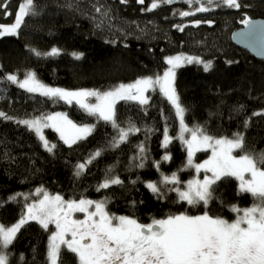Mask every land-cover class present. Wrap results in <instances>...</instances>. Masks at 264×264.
<instances>
[{"label": "trees", "instance_id": "obj_1", "mask_svg": "<svg viewBox=\"0 0 264 264\" xmlns=\"http://www.w3.org/2000/svg\"><path fill=\"white\" fill-rule=\"evenodd\" d=\"M0 2L8 3L7 11L12 13L5 15L0 8V24L6 25L15 19L22 0ZM200 2L212 10L196 12L197 0L160 3L151 11L147 9L152 0H144V4L138 0H35L38 14L26 17L19 35L0 38V112L9 117H0L1 225L11 227L26 214L25 196L36 189L66 200L105 201L109 213L139 221L181 213L202 215L205 211L233 220V205L252 206L253 198L239 192L234 177L214 186V198L206 206L180 201L174 191L157 199L147 187L149 182L159 183L164 175L173 173L181 180L177 187H184L195 175L194 168L186 167L187 148L178 139L181 125L175 107L159 86L149 90L146 105L118 101L113 124L76 103L28 92L7 80L11 74L20 80L34 72L48 86L104 92L140 78L162 76L170 67L167 57L199 58L211 62L212 67L205 70L204 63L193 61L176 69L174 85L185 109V124L189 128L199 126L214 138H233L239 133L244 138V151L258 156L264 153V59L236 46L231 34L244 26V18H264V0H241L246 7L240 9ZM186 11L194 14L179 15ZM52 48L60 49V54L44 55ZM72 53L83 55L77 59ZM54 112H64L75 122L94 128L73 144L47 128V141L55 145L49 151L36 132L20 121ZM130 126L139 131L119 141L120 130ZM165 132L173 138L167 148L163 147ZM98 151L100 155L95 156ZM237 153L243 154L240 150ZM165 155L171 159L164 161ZM206 155L198 151L196 160L203 161ZM141 162L144 167L138 166ZM80 164L86 167L77 175ZM112 178L123 183L100 187ZM161 188L164 191L163 185ZM53 231V227L45 229L35 220L22 225L6 248L9 264H50ZM61 260L63 264H79L76 254L65 247Z\"/></svg>", "mask_w": 264, "mask_h": 264}, {"label": "snow or ice", "instance_id": "obj_2", "mask_svg": "<svg viewBox=\"0 0 264 264\" xmlns=\"http://www.w3.org/2000/svg\"><path fill=\"white\" fill-rule=\"evenodd\" d=\"M127 2V0H123ZM144 4V0H138ZM173 0H152L147 11L160 6V3L171 4ZM192 3L193 0H188ZM199 6L196 12H209L211 7L197 0ZM208 5L240 9L246 7L241 0H206ZM0 8L5 15H12L7 11L8 3L0 2ZM97 12L101 9L96 8ZM35 0H22L15 13L14 22L10 25L0 24V38L18 36L26 17L37 15ZM107 12L104 13L107 16ZM193 12H180L181 16L193 15ZM249 26L250 33L256 26L250 18L241 21ZM199 23V21H197ZM208 23H211L209 21ZM179 27V26H178ZM183 31V28L180 27ZM243 35V34H242ZM60 49L52 48L47 56H57ZM36 55H41L37 52ZM79 59L82 53H72ZM170 66L162 76H149L137 79L134 83L120 84L112 90L99 92L97 90L80 89L66 90L48 87L41 83L34 72H29L23 80L17 75L7 76L12 83L28 92H39L54 100H63L68 104L77 103L91 115L115 124V106L121 100H134L140 104H148L146 93L149 90H159L174 105L179 117L181 130L180 139L187 148L186 167L194 168L199 174L205 173L203 179L189 180L181 189L177 185L181 180L176 173L164 175L162 180L149 182L147 187L157 199L162 198L167 191L178 193L180 201L189 205L204 204L214 198V186L223 179L234 177L239 181V192L249 194L254 203L251 207L239 208L232 206L236 218L233 221L221 217L210 216L206 211L202 215H187L185 213L168 215L162 219H153L151 223L142 224L129 216H116L106 211L105 201L87 199L64 200L60 195H49L43 189H37V194H43L38 202L27 205L26 214L20 221L11 226L0 225V246L7 248L13 243L21 226L29 220L38 221L45 229L55 225L49 244L48 257L50 264H63L61 260L62 247L76 254L79 264H264V153L254 156L244 151V138L237 133L233 138H214L205 134L199 126L189 128L184 123L185 109L180 103V97L175 89L176 69L183 63H204L199 58L177 55L167 57ZM212 67L211 62L204 63L205 70ZM95 97L96 103H90L89 98ZM261 113H254L260 115ZM0 117L9 119L0 112ZM33 129L49 150L55 145H49L43 135L44 128H55L65 143L73 144L91 133V126H78L68 119L64 113H56L43 118L20 121ZM139 131L134 126L127 130L121 129L119 141L127 139L130 132ZM185 133L190 138H185ZM172 137L165 132L163 147L167 148ZM211 151L208 159L202 163H194L193 157L198 151ZM240 150L243 154L235 155ZM141 158L144 148L140 146ZM96 152L95 156H99ZM171 157L165 155L164 161ZM91 163V160L87 161ZM139 167H144L141 162ZM86 167L78 165L77 175ZM159 168V162L156 163ZM119 178L106 179L102 188L113 184H122ZM135 183V182H133ZM161 185L164 187L162 191ZM171 186V187H170ZM15 199V197H12ZM76 213H83V219H75ZM0 264H9V257L0 251Z\"/></svg>", "mask_w": 264, "mask_h": 264}, {"label": "water", "instance_id": "obj_3", "mask_svg": "<svg viewBox=\"0 0 264 264\" xmlns=\"http://www.w3.org/2000/svg\"><path fill=\"white\" fill-rule=\"evenodd\" d=\"M256 30L250 33L249 26H242L231 34L232 42L254 57L264 59V18L251 19ZM243 34V35H242Z\"/></svg>", "mask_w": 264, "mask_h": 264}, {"label": "rangeland", "instance_id": "obj_4", "mask_svg": "<svg viewBox=\"0 0 264 264\" xmlns=\"http://www.w3.org/2000/svg\"><path fill=\"white\" fill-rule=\"evenodd\" d=\"M14 22V20L11 22V23H9V24H6V25H10V24H12ZM183 56H185V55H183ZM26 77V76H25ZM24 77V78H25ZM24 78H22V79H20V80H23ZM135 82V81H134ZM134 82H131V83H134ZM42 83V82H41ZM128 84H130V83H128ZM45 85V84H44ZM46 86H48V85H46ZM175 86V85H174ZM48 87H53V88H62V89H66V90H80V89H67V88H64V87H55V86H48ZM114 89V88H113ZM112 90V89H111ZM109 91V90H108ZM99 92H101V91H99ZM105 92V91H104ZM149 92V91H148ZM148 92L146 93V95L148 94ZM89 102L90 103H96V98L95 97H90L89 98ZM73 103H75V102H73ZM77 104V103H76ZM78 105V104H77ZM79 106V105H78ZM116 107V106H115ZM56 113H64V112H54V113H52V114H49V115H54V114H56ZM65 114V113H64ZM48 115V116H49ZM47 117V116H46ZM68 117V116H67ZM68 119L69 120H71L74 124H76V125H78V126H85V125H87V126H91L92 127V130H93V128H94V125H92V124H79V123H77V122H75L74 120H72L70 117H68ZM31 120H33V119H31ZM180 121V120H179ZM184 123H185V119H184ZM49 128H51V127H49ZM47 128H44L43 129V135H44V137H45V139L47 140V137H46V130ZM51 129H53V130H55V128H51ZM56 131V130H55ZM59 133V132H58ZM60 134V133H59ZM185 135V138L187 139V138H190L189 137V134L188 133H185L184 134ZM217 139H219V138H217ZM229 139H231V138H229ZM78 141V140H77ZM76 141V142H77ZM206 153H207V155L204 157V158H206V159H208L209 157H210V155H211V151L210 150H208V151H205ZM188 154V153H187ZM235 155H241V154H239V153H237V151L234 153ZM196 156H197V152L195 153V155H194V157H193V160H194V163H202L204 160H206V159H204L203 161H198V160H196ZM194 171H195V169H194ZM204 175H205V173L203 172V171H201L199 174L195 171V175L191 178V179H189V180H193V179H197V178H199V179H203V177H204ZM189 180H187L186 182H185V186H186V184H187V182L189 181ZM239 182V181H238ZM184 186V187H185ZM184 187H180L181 189H183ZM46 191V190H45ZM49 195H53L54 196V194H51V193H49L48 191H46ZM56 195V194H55ZM25 198L27 199V203H26V210H27V205H29V204H32V203H35V202H38L40 199H42L43 198V194L41 193V194H37V189L36 190H34L31 194H30V196H25ZM64 200H66V199H64ZM87 200H93V201H101V200H94V199H87ZM251 207V206H250ZM243 208H247V207H242L241 209H243ZM106 211H107V209H106ZM108 212V211H107ZM81 215H82V217L84 218V214L83 213H81ZM237 215V214H236ZM82 218V219H83ZM234 220V219H233ZM20 221V220H19ZM18 221V222H19ZM17 222V223H18ZM16 223V224H17ZM1 225V224H0ZM49 227H53L54 228V231L53 232H55L56 231V229H55V225H49ZM7 228V227H6ZM51 238V237H50ZM49 244H50V242H49ZM3 252L4 253H6L7 254V252H6V248H3Z\"/></svg>", "mask_w": 264, "mask_h": 264}, {"label": "flooded vegetation", "instance_id": "obj_5", "mask_svg": "<svg viewBox=\"0 0 264 264\" xmlns=\"http://www.w3.org/2000/svg\"><path fill=\"white\" fill-rule=\"evenodd\" d=\"M109 213V212H108ZM109 214H111V213H109ZM112 215H114V214H112ZM116 216H122V215H116ZM74 218L75 219H82L83 217H82V215H81V213H76L75 215H74ZM157 219H162V218H157ZM225 219V218H224ZM153 219H148V220H143V221H139L140 223H142V224H148V223H151V221H152ZM228 221H233V220H228ZM54 229V228H53ZM63 248V247H62Z\"/></svg>", "mask_w": 264, "mask_h": 264}]
</instances>
